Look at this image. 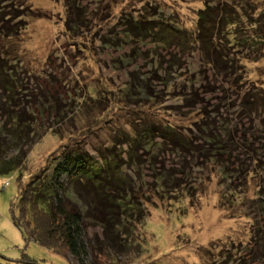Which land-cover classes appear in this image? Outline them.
I'll return each mask as SVG.
<instances>
[{
	"label": "rangeland",
	"instance_id": "374dc122",
	"mask_svg": "<svg viewBox=\"0 0 264 264\" xmlns=\"http://www.w3.org/2000/svg\"><path fill=\"white\" fill-rule=\"evenodd\" d=\"M79 2L86 6L84 14L89 12L90 19L83 25L84 17L72 13L78 28L69 30L63 0L0 1L3 13L22 8L25 21L14 39L5 38L0 31V61L4 57L15 66L17 88L28 91L33 108H42L36 126L40 134L28 149L24 167L20 173L0 175V263L26 255L41 264H76L67 252L57 254L30 241L14 222L19 213L13 204L20 192L18 178L27 183L51 171L64 154L86 152L97 162L105 159L111 166L123 167L131 180L124 187L130 197L116 208L122 221L118 233L107 237L106 228L108 233L113 230L111 224H100L111 219L104 200L100 205V200L93 203L90 210L89 220L93 215L96 218L90 221L87 237L97 249L93 254H98L99 264H218L220 259L222 264H234L236 259L231 257L238 255L246 256L245 261L253 259L251 264H264L263 244L256 243L264 237L259 175L252 173L246 186L242 180L239 185L233 180L234 187L227 185L230 179H225L237 168L232 165L234 158L228 168L201 154L181 159L172 138L166 140L156 132H175L189 144L206 128L201 118L205 110L225 116L232 112L227 108L236 96L230 90L227 97L218 91L216 85L226 82L217 79L210 66L203 67L201 56H190L192 48L181 53L169 42L146 41L142 32V28H160L163 23L168 24L164 33L172 30L170 25L195 29L202 1ZM146 20L155 24L142 23ZM133 24L137 27L129 29ZM123 26L127 31H141L142 36L122 40L119 32ZM244 65L247 82L264 86V55L256 62L244 61ZM220 107L221 112L216 110ZM226 119L234 127L240 123L243 133L253 123L249 118ZM229 138H235L234 132ZM148 142L157 150L153 167L160 171L146 164L151 150L137 149ZM196 143L207 145L202 139ZM244 151V159L253 162L258 158L254 151ZM164 176L189 183L173 193L160 182ZM118 186L123 182L108 188L114 191ZM69 190L73 199L81 198L72 185ZM115 235L114 248L110 237L115 239ZM86 262L91 263L90 256Z\"/></svg>",
	"mask_w": 264,
	"mask_h": 264
},
{
	"label": "trees",
	"instance_id": "16d2710c",
	"mask_svg": "<svg viewBox=\"0 0 264 264\" xmlns=\"http://www.w3.org/2000/svg\"><path fill=\"white\" fill-rule=\"evenodd\" d=\"M5 1L13 2L14 0ZM63 1L67 15L66 28L69 30L78 28L72 21V13L75 15L76 12L78 18L79 14L84 17L82 24L85 25L86 20L90 19V14L89 12L84 14L86 6L79 2L82 0ZM201 1L204 7L197 11L195 29L187 30L170 25L172 30L164 33V30L168 29V24L163 23L160 28L146 30L142 28V32L145 39H152L156 44L169 42L171 46L178 47L177 49L181 53L185 48H192L191 53L193 54L190 56H201L203 67L210 66L217 79L221 78L226 82L221 87L219 84L216 85L219 87L218 91H221L224 97H227L229 90L236 96V100L234 99L233 104L228 105L227 108V111L231 109L232 112H227L229 115L225 116L214 111L207 113L205 110L201 118L205 122L206 128H201L202 136H196L195 140L197 142L202 139L207 143L206 146L198 145L193 139L190 140L191 143L187 144V141L180 140L175 132L168 130L163 129L156 132L159 137L166 140L170 141L172 138V144L177 150L176 155L181 159L201 154L205 159L207 156V159L212 157L216 162L220 161L221 166L227 164L228 168L234 158L232 165L237 164V168L231 171L229 177L225 179L227 181L230 179L227 185L232 184L234 187L233 180L237 185H239V180H242L241 184L246 186V180L250 179L249 176L252 173H255L260 177L259 195L264 203V86L247 82L246 66L244 65V61L256 62L264 55V0ZM21 10L22 8L14 7L11 11L3 13V10L0 9V31L4 33L5 38L12 39L14 36L20 35L21 25L25 23L23 15H20ZM33 14L36 15V13ZM146 22H152V20L142 21V23ZM174 22L177 23V21ZM123 27L119 33L124 41L127 38L137 40L142 36L139 33L141 31L135 29V32L127 31L128 29ZM136 27L137 24L128 26L129 29ZM3 58L0 61V99L3 101L0 102V109L3 111L0 115L1 176L20 173L24 167L28 149L35 141L34 138L40 134L36 126L42 109L39 105L33 108L30 103L31 99L26 95L28 91L25 89L26 91L22 93L17 88L19 85L15 81L17 72L12 68L14 65L8 64ZM16 78L18 79V77ZM225 84H227L226 87ZM25 86L23 88H26ZM34 96L37 100V95L34 94ZM228 99L232 103L231 99ZM216 110L221 112V107ZM228 116L235 121L251 119L253 121L251 129L248 133H243L244 129L240 123L235 127L231 124L228 125V119H226ZM231 126L234 128L233 131L229 130ZM232 132H234L235 138L227 139ZM138 148L143 151L146 149L152 151L146 164L152 170L160 171L153 167L157 162L155 156L157 150L151 149L152 143L148 142L146 146L140 144L137 146ZM244 150L254 151L258 154V158H255L253 162L248 161L247 158L244 159L247 154V151ZM149 152L146 151L147 154ZM104 161L105 159L97 162L86 152L67 153L56 159L51 171L49 170L43 175L40 174L27 183H23L21 177L18 178L20 192L13 204V208L17 209L19 213V216L14 217L16 226L35 244L57 254L62 251L67 252L76 264H99L98 254H93L97 249L92 240L87 237L90 221L96 218L93 215L89 220L90 210L99 200L98 205L102 204L104 200L105 206L110 208L111 219L106 218L103 224L100 222L104 226L108 223L111 224L113 230L110 233L106 228L108 237L112 232L118 233L122 227V221H120V216L118 217L116 208L120 206L123 198L130 197V191L124 188L127 187L129 179L128 175H125L127 173L124 174L123 167L116 168L117 164L111 166L110 163ZM163 168H165L164 165H162ZM120 175L124 177H120ZM160 180L166 188L173 189V193L189 183V181L181 179H170L167 176ZM117 182L119 184L123 182V186H118L116 190L110 191L108 187L116 186ZM71 185L81 198L73 199L70 196ZM87 194L90 195L89 198ZM116 238H118L116 235L115 239L110 237V243L114 248L116 247V241H114ZM256 243H261L264 247V237H260V241L258 240ZM261 253L264 257L263 248ZM88 256L91 257V263L86 262ZM252 256L255 255L252 254ZM238 257L239 255L235 258L231 257V260L236 259L234 264H251L254 261L253 259L245 261L246 256ZM220 260H217L220 262L218 264H222V260ZM0 264L41 263L24 255L20 260H9ZM215 264H217L216 261Z\"/></svg>",
	"mask_w": 264,
	"mask_h": 264
}]
</instances>
